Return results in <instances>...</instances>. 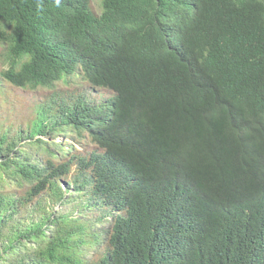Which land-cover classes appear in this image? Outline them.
<instances>
[{
  "label": "trees",
  "instance_id": "16d2710c",
  "mask_svg": "<svg viewBox=\"0 0 264 264\" xmlns=\"http://www.w3.org/2000/svg\"><path fill=\"white\" fill-rule=\"evenodd\" d=\"M0 42L2 82L52 89L81 65L114 95L53 90L32 123L28 138L55 117L86 133L88 157L0 131V264H264V138L254 163L228 137L264 136V0H105L102 18L88 0H0Z\"/></svg>",
  "mask_w": 264,
  "mask_h": 264
},
{
  "label": "clouds",
  "instance_id": "9594fccd",
  "mask_svg": "<svg viewBox=\"0 0 264 264\" xmlns=\"http://www.w3.org/2000/svg\"><path fill=\"white\" fill-rule=\"evenodd\" d=\"M89 2V11H90V16L91 17H95V18H102L104 13H105V0H99V5H98V10H95L93 8L92 5V0H88ZM90 29V27H89ZM91 33L94 36H106L107 38V45L104 46L102 49H105L108 46H111L112 44L116 43V39L118 37L117 34H115L113 32L112 29L110 28H106L104 26L101 27H95V32L91 31ZM50 37V35H49ZM55 36H52V39ZM55 42V40H54ZM121 49H125V47L122 45ZM98 60H95V63H97ZM76 69H81L80 73H75L73 74V70ZM85 73H88L87 69L81 65H77V66H71L69 68H64L60 71V78H56L55 79V86L54 88H52V91L55 90V93L58 95V98H61V96H65V95H74L75 99L78 97H82L86 100V102H90L91 100V96L88 95V93L82 91L79 94H73V93H66L69 91H73L76 90L79 87H82L83 84L87 85L88 87H90L91 89H93V92L95 91H104L105 89H99V88H93L92 86L89 85V83L87 82V79L85 78ZM70 75V76H67ZM2 80V79H1ZM19 88V87H18ZM22 89V88H19ZM41 88L36 89V90H30V89H23V90H27V92H36L39 91ZM41 90H47V88L41 89ZM92 92V93H93ZM48 93V92H47ZM48 97L50 96V93H48L47 95ZM125 106L127 108H129V112H132V108L130 109V107H128L127 103H122L121 106ZM47 104H43L42 106H38L36 107L37 110V116L38 113H40L42 109H47ZM59 112V109H55L54 110V115H59L57 114ZM128 111H121L120 114L124 115L125 117L129 114ZM60 116V115H59ZM37 119V118H36ZM108 119H110V122H112V116H111V110L109 112V116ZM57 119L55 117V121L53 122V120H51V122L49 120L45 121L46 124H41L36 131L33 133V135L31 136V138H28V133H31L32 130V125L28 128V130L25 133V141L29 142L31 144V146L35 149H37V147H40L42 149V151H40L42 156L47 157L45 150L51 151V152H56L59 149H65L66 151L63 153L62 157L67 154L68 156H74L78 158H83V157H88L91 153L96 152L98 150H93V149H82L81 151H78L76 149H70V148H66V145H64V147L56 149L54 148L55 146H58V144H55L56 139H58V135H62V137H69L71 134H74V138L77 137H81L83 139V135L79 132H77L76 130H72L73 128L71 126L68 125H57ZM47 129V132H43V133H39L38 131L40 129ZM231 129L233 130V133L228 136L231 137V143L237 148V145L240 144L244 147V153L247 155L248 160L249 161H253L254 163H256L257 160V149L258 147H261L262 145L260 144V139L264 138V136L262 135H258V134H254L253 131L251 130L250 125L246 122L245 124L242 122L238 125H236L234 123V125L232 124ZM47 134L46 139H50L49 137L51 135L57 134L54 138H51L50 141H42L40 138H44ZM60 137V138H62ZM34 141V142H32ZM41 142L42 144L37 145V142ZM67 156V157H68ZM236 158V157H233ZM236 159H240V158H236ZM234 159V160H236ZM234 166L240 168V171H247V174L250 175V171L252 170V168L254 166H249L247 164H245L243 161L240 162L239 160ZM258 166V165H256ZM232 186H234L233 184L228 186V189L233 190V191H237L239 190V188L236 189H232Z\"/></svg>",
  "mask_w": 264,
  "mask_h": 264
},
{
  "label": "rangeland",
  "instance_id": "374dc122",
  "mask_svg": "<svg viewBox=\"0 0 264 264\" xmlns=\"http://www.w3.org/2000/svg\"><path fill=\"white\" fill-rule=\"evenodd\" d=\"M92 5L95 10H98L99 0H92ZM8 65L9 59L7 54V46L0 42V74L8 69ZM51 91L52 89H40L36 92H27V90L19 89L10 84L2 82L0 77V131L5 134L8 133L10 137H17L19 142L21 141L20 147L24 151L34 150L31 144L25 141V133L37 118L36 107L48 103L51 96L48 97L47 95ZM82 91L88 93V95L92 97L89 103H93L95 106L105 103L108 99L114 96L112 92L107 90L93 92V89L85 84L76 90L66 93L79 94ZM44 124L46 123L44 122ZM31 133L27 132V134ZM81 134L83 135V139L81 137L74 138V134H71L67 138L62 137L63 134L58 135V139L55 141V144H58V146H55L54 148L59 149L66 145V148L76 149L78 151H81L82 149L98 150L97 146L92 142L91 138L86 133ZM56 135L57 134L51 135L49 138H54ZM46 137L47 134L44 138L40 139L42 141H50V139H46ZM50 211L55 213L56 211H60V207H56ZM93 217L94 216L90 214V225L98 229L99 226L93 223ZM98 251L97 248H87L85 250V261L88 263L98 261Z\"/></svg>",
  "mask_w": 264,
  "mask_h": 264
},
{
  "label": "bare ground",
  "instance_id": "6f19581e",
  "mask_svg": "<svg viewBox=\"0 0 264 264\" xmlns=\"http://www.w3.org/2000/svg\"><path fill=\"white\" fill-rule=\"evenodd\" d=\"M252 182H255L254 180H252Z\"/></svg>",
  "mask_w": 264,
  "mask_h": 264
}]
</instances>
